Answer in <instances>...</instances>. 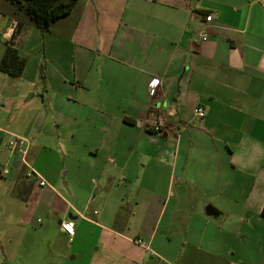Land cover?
<instances>
[{
	"label": "crops",
	"instance_id": "crops-1",
	"mask_svg": "<svg viewBox=\"0 0 264 264\" xmlns=\"http://www.w3.org/2000/svg\"><path fill=\"white\" fill-rule=\"evenodd\" d=\"M1 38L27 61L0 71L1 180L45 229L87 264H264V0H78L44 32L0 0Z\"/></svg>",
	"mask_w": 264,
	"mask_h": 264
},
{
	"label": "rangeland",
	"instance_id": "rangeland-1",
	"mask_svg": "<svg viewBox=\"0 0 264 264\" xmlns=\"http://www.w3.org/2000/svg\"><path fill=\"white\" fill-rule=\"evenodd\" d=\"M4 44L1 38L0 47ZM0 182L7 185H0V264H87L81 249L90 247L91 238L79 235L69 241L54 228L48 231L44 221L37 222L42 219L37 213L28 212L32 203L11 190L10 179Z\"/></svg>",
	"mask_w": 264,
	"mask_h": 264
},
{
	"label": "trees",
	"instance_id": "trees-1",
	"mask_svg": "<svg viewBox=\"0 0 264 264\" xmlns=\"http://www.w3.org/2000/svg\"><path fill=\"white\" fill-rule=\"evenodd\" d=\"M17 11L23 12L41 31L48 30L51 23L68 15L78 0H7ZM12 44H7L0 62V71L12 77H20L26 66ZM2 174L0 173V178ZM264 217V207L261 212Z\"/></svg>",
	"mask_w": 264,
	"mask_h": 264
},
{
	"label": "built area",
	"instance_id": "built-area-1",
	"mask_svg": "<svg viewBox=\"0 0 264 264\" xmlns=\"http://www.w3.org/2000/svg\"><path fill=\"white\" fill-rule=\"evenodd\" d=\"M201 39L203 41H207L208 34L207 33L202 34ZM159 84H160V80L158 78H155L151 81L148 88L149 94L151 96H153L156 93ZM195 112L199 117H203L205 115L204 111L201 108L196 109ZM162 126H163V121L161 118H159L157 122L153 123L152 130L154 132H160ZM29 144H30L29 140L21 136H13L12 139H10V141L8 142V145L11 148V150H13L15 154H18V156H20V158L22 159V162L25 164H26V157L28 154ZM4 173L7 174V171H4ZM26 174L29 177H33V176L39 177V175L36 173V171L33 168H28ZM45 184L46 183L44 181L40 182L41 186H44ZM61 228L68 236L73 237L75 235V225L72 221L62 222ZM136 243L145 247L147 250L149 249L148 245L145 244V242H143V240L141 239L136 240Z\"/></svg>",
	"mask_w": 264,
	"mask_h": 264
},
{
	"label": "water",
	"instance_id": "water-1",
	"mask_svg": "<svg viewBox=\"0 0 264 264\" xmlns=\"http://www.w3.org/2000/svg\"><path fill=\"white\" fill-rule=\"evenodd\" d=\"M206 212L208 215L210 216H216L217 215V212L211 207L209 206L207 209H206Z\"/></svg>",
	"mask_w": 264,
	"mask_h": 264
}]
</instances>
